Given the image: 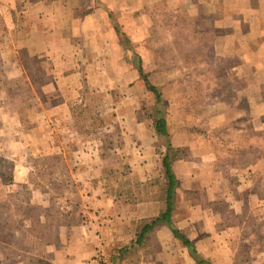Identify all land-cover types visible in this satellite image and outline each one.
Instances as JSON below:
<instances>
[{"label":"crops","instance_id":"0c3cea01","mask_svg":"<svg viewBox=\"0 0 264 264\" xmlns=\"http://www.w3.org/2000/svg\"><path fill=\"white\" fill-rule=\"evenodd\" d=\"M2 11L6 27L21 24L29 31L18 32L11 49L15 60L5 55V70L24 77L23 56L34 59L43 73L52 75L50 82L41 86L49 88V95L33 97V105L41 106L38 113L34 110L30 115L34 130L38 132L42 125L48 128L45 134L51 140L58 138L56 135L65 143L77 139L69 149L80 168L76 191L61 195L54 211L41 212L46 223L44 236L36 249L37 261L29 264H94L97 249L105 254V264H199L164 222L135 243L142 221L158 215L163 207L162 199L147 193L149 182L157 175L142 148H153L152 128L133 131L119 119L129 130H121L117 144L104 147L95 134L70 127L71 108L82 99L76 100L75 95L79 96L85 75L121 72L122 37L130 42L153 37L155 25L167 27L166 37H193L194 46L202 45L203 37H211V57L232 62L223 72L230 82L227 85L236 92L233 99L238 105L230 115L219 111L216 119L227 124V131L247 140L254 155L247 170L262 177L264 151L261 143L257 150L251 144L252 137L264 136V0H0ZM39 65H35L37 69ZM127 71L132 72L130 67ZM64 74L68 76L63 87L57 77ZM61 121L67 123L65 136L64 129L58 133ZM113 153L123 162L116 165L110 160ZM125 162L131 166V185L114 176L113 171L126 166ZM173 169L176 173V165ZM39 204L47 208L48 202ZM191 207L185 195H177L172 219L194 241L199 255L211 264H247L239 250L243 228L219 226L216 214H202ZM0 264L28 263L16 251L5 255Z\"/></svg>","mask_w":264,"mask_h":264},{"label":"rangeland","instance_id":"374dc122","mask_svg":"<svg viewBox=\"0 0 264 264\" xmlns=\"http://www.w3.org/2000/svg\"><path fill=\"white\" fill-rule=\"evenodd\" d=\"M18 13L21 20V12ZM4 17L5 11L0 12V263L5 255L18 251L29 264L37 261L36 249L44 236L46 223L41 212L54 211L55 201L61 195L76 191V174L80 168L69 152L77 139L65 143L56 135L58 138L51 140L45 134L48 128L42 125L38 132L34 130L35 122L30 115L34 110L38 113L41 106L33 105V97L45 99L49 95V88L43 90L41 86L47 85L52 75L43 73V67L34 59L23 56L21 64L27 69L24 77H17L15 70H5V55L11 56L10 61L15 60L11 49L18 32L29 31L21 24L9 29ZM167 30L155 25L153 37L132 42L122 37L121 72L85 75L80 94L75 95L76 100L82 99L71 108L70 127L95 134L108 147L112 142L117 144L121 130H129L123 128L119 119L133 131L145 130L152 128L156 111L163 112L172 147L169 155L175 156L171 165L176 178L173 203L177 195H185L191 208L202 214H216L219 226L242 227L241 258L247 264H264V173L261 177L247 170L254 160L247 140L227 131V124L216 119L219 111L230 115L238 106L233 99L236 92L232 85V88L227 85L230 82L223 72L232 62L211 57V37H203V44L194 46L193 37H166ZM177 32L178 28L174 34ZM138 65L150 83L158 87L160 103L155 102L135 73ZM128 67L132 72L127 71ZM67 76L57 77L63 87ZM61 122L63 126L58 133L64 129L65 136L67 123ZM153 140V148L142 147L155 165L154 175L157 170L147 193L161 199L160 159L167 148L163 137L154 133ZM252 140L255 150L261 143V152L264 151V136ZM109 159L116 165L123 162L119 154L113 153ZM125 163L126 166L123 164L113 171L114 176L120 177L124 185H131L128 175L131 166ZM45 201L47 208L39 204ZM229 235L236 239L235 235Z\"/></svg>","mask_w":264,"mask_h":264},{"label":"trees","instance_id":"16d2710c","mask_svg":"<svg viewBox=\"0 0 264 264\" xmlns=\"http://www.w3.org/2000/svg\"><path fill=\"white\" fill-rule=\"evenodd\" d=\"M115 31H118L117 26H114ZM123 34V33H122ZM124 35V34H123ZM137 71L139 77L143 80V84L145 85L146 89H148L154 96L155 102L160 103L161 101V94L158 87L152 83H150L149 79L147 78L146 73L143 72L141 65L137 66ZM156 116L152 119V128L154 133L157 136L163 137L165 139V146L167 148L166 152L162 155L160 159V166H161V186H162V201L163 207L160 210L159 214L151 217L147 220L142 221V225L139 227L138 234L135 239V243H139L142 241L143 237L146 233L150 232L157 223L164 222L170 228L173 236L177 238L181 244L186 247L189 252V255L199 264H211L208 260L202 258L199 253L196 251L194 243L189 240L185 235H183L179 229L173 224L171 219V212L173 208V196H174V189L176 186V178L172 171V160L173 156L169 155L172 147H170V143L168 141V132L166 126V118L160 110L156 111ZM122 251H119V253Z\"/></svg>","mask_w":264,"mask_h":264},{"label":"built area","instance_id":"2783aa9c","mask_svg":"<svg viewBox=\"0 0 264 264\" xmlns=\"http://www.w3.org/2000/svg\"><path fill=\"white\" fill-rule=\"evenodd\" d=\"M94 264H105L106 262V257L105 254L103 253V251L101 249H97L94 257Z\"/></svg>","mask_w":264,"mask_h":264}]
</instances>
